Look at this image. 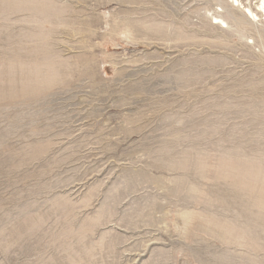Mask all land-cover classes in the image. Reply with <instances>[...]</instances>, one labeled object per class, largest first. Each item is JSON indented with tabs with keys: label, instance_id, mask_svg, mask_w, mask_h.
Wrapping results in <instances>:
<instances>
[{
	"label": "rangeland",
	"instance_id": "1",
	"mask_svg": "<svg viewBox=\"0 0 264 264\" xmlns=\"http://www.w3.org/2000/svg\"><path fill=\"white\" fill-rule=\"evenodd\" d=\"M261 3L0 0V264H264Z\"/></svg>",
	"mask_w": 264,
	"mask_h": 264
},
{
	"label": "bare ground",
	"instance_id": "2",
	"mask_svg": "<svg viewBox=\"0 0 264 264\" xmlns=\"http://www.w3.org/2000/svg\"><path fill=\"white\" fill-rule=\"evenodd\" d=\"M261 5H262L261 7L263 10V16H264V0H262ZM248 11L251 13V15H254V13L250 9H248ZM254 17H255V15H254ZM215 19H216V24L219 22H225L223 19H220V17H218V16H216Z\"/></svg>",
	"mask_w": 264,
	"mask_h": 264
}]
</instances>
